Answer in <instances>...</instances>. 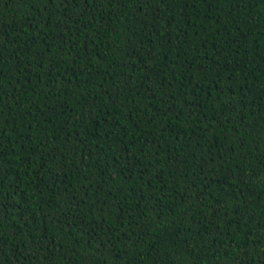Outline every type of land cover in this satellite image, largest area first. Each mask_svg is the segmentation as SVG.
Instances as JSON below:
<instances>
[{
  "label": "trees",
  "instance_id": "1",
  "mask_svg": "<svg viewBox=\"0 0 264 264\" xmlns=\"http://www.w3.org/2000/svg\"><path fill=\"white\" fill-rule=\"evenodd\" d=\"M0 264H264V0H0Z\"/></svg>",
  "mask_w": 264,
  "mask_h": 264
}]
</instances>
